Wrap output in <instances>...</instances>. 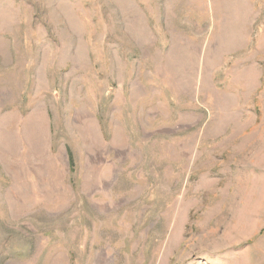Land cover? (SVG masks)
Wrapping results in <instances>:
<instances>
[{
  "label": "rangeland",
  "instance_id": "obj_1",
  "mask_svg": "<svg viewBox=\"0 0 264 264\" xmlns=\"http://www.w3.org/2000/svg\"><path fill=\"white\" fill-rule=\"evenodd\" d=\"M0 264H264V0H0Z\"/></svg>",
  "mask_w": 264,
  "mask_h": 264
},
{
  "label": "trees",
  "instance_id": "obj_2",
  "mask_svg": "<svg viewBox=\"0 0 264 264\" xmlns=\"http://www.w3.org/2000/svg\"><path fill=\"white\" fill-rule=\"evenodd\" d=\"M67 161H68V167H69V172L73 173V159L72 155L70 154L69 150L67 149Z\"/></svg>",
  "mask_w": 264,
  "mask_h": 264
}]
</instances>
